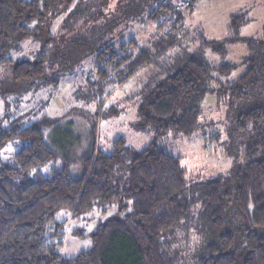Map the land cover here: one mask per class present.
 Masks as SVG:
<instances>
[{
	"label": "trees",
	"instance_id": "obj_1",
	"mask_svg": "<svg viewBox=\"0 0 264 264\" xmlns=\"http://www.w3.org/2000/svg\"><path fill=\"white\" fill-rule=\"evenodd\" d=\"M182 1L0 0L3 96L37 87L55 78L56 66L68 69L91 53L99 83L114 87L130 80L182 40V9L192 6ZM246 21L244 13L232 18L229 39L248 49L236 79L214 85L219 79L211 70L227 75L235 64L211 68L193 54L146 92L134 122L138 130L153 128L154 140L144 148L120 135L105 151L96 146L93 124L74 174L67 141L49 131L59 150L45 137L53 119L0 126V155L8 141H23L11 161L0 163V264H264V27L262 36H241ZM136 22H154L155 39H126ZM26 40L40 44L32 57L22 56ZM201 46L228 52L220 39L204 38ZM209 93L225 97L232 110L239 104L226 145L231 149L244 137L243 164L189 183L181 157L157 139L169 131L193 133ZM58 158L61 165L45 174L42 169ZM95 208L113 212L95 225L92 247L67 256L60 250L65 225L71 218L90 220ZM60 210L70 216L57 220ZM73 232L86 235L82 226Z\"/></svg>",
	"mask_w": 264,
	"mask_h": 264
},
{
	"label": "rangeland",
	"instance_id": "obj_2",
	"mask_svg": "<svg viewBox=\"0 0 264 264\" xmlns=\"http://www.w3.org/2000/svg\"><path fill=\"white\" fill-rule=\"evenodd\" d=\"M170 1L175 3L179 0ZM189 1L192 6L182 9L185 14L184 32L180 33L182 40L158 55L150 67L142 68L128 81L110 87L107 83H99L102 80L95 72L96 64L91 53L68 69L56 66L55 78L51 75L39 86L29 87L20 95L12 93L3 96L0 86V126L6 127L15 121L19 127H24L41 118L53 119L54 126L45 129V137L57 149L58 146L50 140V130L54 129L56 135L58 133L63 137L62 140L67 141L66 155L72 159L71 169L74 174H78L81 169V156L90 143L93 124H96V146L105 151L113 148L112 140L120 135L125 136L135 147L144 148L154 140L153 128L150 126L146 130H138L134 122L146 92L193 54L203 58L211 68L225 61L235 64L232 72L227 75L212 69L214 77L219 79L217 83L214 80V85L234 80L243 73L246 66L244 56L248 54L247 45L241 40L229 39L235 34L231 26L235 14L244 13L248 18L239 28L241 36L258 37L263 34L264 0ZM155 25L154 22H136L125 31L124 37L128 40L136 38L142 44H147L157 35ZM204 38L223 40L228 52L222 54L210 46L202 47ZM39 46V43L24 41L22 56L32 57L31 49L37 50ZM238 106L232 110L225 97L216 99L215 94L209 93L202 105L200 125L193 133L185 135L169 131L157 139L166 150L181 157L182 163L187 166L186 178L189 183L228 174L236 165L243 164L244 137L237 140L231 149L226 145L232 141L233 122H236L241 112ZM77 139L81 140L83 148L81 142L75 148L74 142ZM22 142L15 139L5 143L1 149L0 163L11 161ZM61 163V158H58L42 171L49 174L53 166H60ZM112 212L109 210L104 213L95 208L90 220L71 218L65 225L66 233L60 250L67 256H73L81 249L92 247L91 232L100 220ZM69 216V211L60 210L57 220ZM74 226H82L86 235L74 233Z\"/></svg>",
	"mask_w": 264,
	"mask_h": 264
},
{
	"label": "built area",
	"instance_id": "obj_3",
	"mask_svg": "<svg viewBox=\"0 0 264 264\" xmlns=\"http://www.w3.org/2000/svg\"><path fill=\"white\" fill-rule=\"evenodd\" d=\"M187 4L186 1H182L181 6H185Z\"/></svg>",
	"mask_w": 264,
	"mask_h": 264
}]
</instances>
